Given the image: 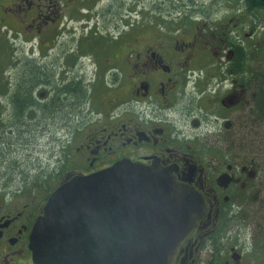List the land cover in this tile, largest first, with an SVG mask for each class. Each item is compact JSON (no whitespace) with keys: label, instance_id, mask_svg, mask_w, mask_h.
<instances>
[{"label":"flooded vegetation","instance_id":"1","mask_svg":"<svg viewBox=\"0 0 264 264\" xmlns=\"http://www.w3.org/2000/svg\"><path fill=\"white\" fill-rule=\"evenodd\" d=\"M146 6L168 10V32L140 13L108 34ZM1 31L32 49L10 51L6 79L0 60V264H37L31 236L53 194L119 162L202 201L174 264H264V3L0 0ZM33 135L53 150L28 165Z\"/></svg>","mask_w":264,"mask_h":264},{"label":"water","instance_id":"2","mask_svg":"<svg viewBox=\"0 0 264 264\" xmlns=\"http://www.w3.org/2000/svg\"><path fill=\"white\" fill-rule=\"evenodd\" d=\"M157 169L130 162L71 178L35 225L37 264H174L203 217L195 197Z\"/></svg>","mask_w":264,"mask_h":264},{"label":"rangeland","instance_id":"3","mask_svg":"<svg viewBox=\"0 0 264 264\" xmlns=\"http://www.w3.org/2000/svg\"><path fill=\"white\" fill-rule=\"evenodd\" d=\"M168 10L166 9H154V8H149V6H146L145 8H141V7H126L123 9L122 11V22L118 21L119 23L113 22L112 24H108L109 29H108V34L112 33V34H116L118 33V29L120 28V30L122 31V29L124 28L125 24L128 23H137L139 21H141V17L142 15H140V13H145L146 18L148 19V21L146 22L147 25L146 27H149L151 25V21H152V26L153 28H155V30L159 33H165L168 32L166 30L165 27H163L162 25H160V18H161V14H163V12H167ZM132 13V14H129ZM132 15V16H131ZM125 16V17H124ZM179 18V16H177ZM111 21V20H110ZM115 21V20H113ZM150 22V24H149ZM117 27H115V26ZM98 28L101 27L100 24H98L97 26ZM151 27V26H150ZM94 28V26L92 25V29ZM1 33L5 36L3 37L4 40H0V51L2 55V58L0 59L1 61H3L5 68L2 70V77L3 79H6L8 77V73H9V69H8V65H7V59H8V55L10 54V51L13 53L14 50H22L25 51V49L29 48V51L32 49L30 47L31 44H25L23 42H21V39H25L24 36L20 37L18 39V41L15 43V41H10L7 39L6 33L1 31ZM106 33V31L104 32ZM1 38V37H0ZM114 40H111V37H109L108 41L106 43L103 44V47L105 46H109L111 45V42H113ZM115 45V44H114ZM9 50H8V49ZM6 49V50H3ZM17 55L19 56L20 53H17ZM16 73H18V65H16ZM107 106H103L100 105L98 102L92 106L93 111H99L102 109H105ZM81 109V119H85V116L89 114V112H85V110ZM93 119H88L87 122L92 121ZM66 123V122H65ZM4 126L6 127L7 121H5ZM9 124V122H8ZM262 141V145H264V138L262 137H256L255 141ZM53 150V147L50 146V142L49 140H47L45 137H41L39 139L35 138V135L32 136V142L29 148L25 149L24 152L22 153L20 160L27 162L28 165H34L35 163H37V161H44V157L47 156V153ZM28 159V160H27Z\"/></svg>","mask_w":264,"mask_h":264},{"label":"trees","instance_id":"4","mask_svg":"<svg viewBox=\"0 0 264 264\" xmlns=\"http://www.w3.org/2000/svg\"><path fill=\"white\" fill-rule=\"evenodd\" d=\"M252 1H254V2H257V4H259V3H264V0H252ZM258 110H260L261 111V115L263 114L264 115V104H261V106H259L258 107ZM259 141V140H258ZM262 144V143H261ZM260 144V145H261ZM264 146V145H263Z\"/></svg>","mask_w":264,"mask_h":264}]
</instances>
